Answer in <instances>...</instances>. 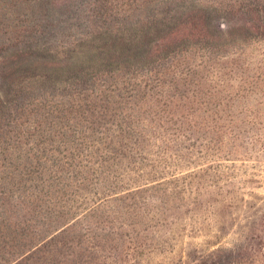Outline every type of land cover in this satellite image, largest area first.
I'll return each mask as SVG.
<instances>
[{
	"label": "rangeland",
	"instance_id": "374dc122",
	"mask_svg": "<svg viewBox=\"0 0 264 264\" xmlns=\"http://www.w3.org/2000/svg\"><path fill=\"white\" fill-rule=\"evenodd\" d=\"M0 264H264V0H0Z\"/></svg>",
	"mask_w": 264,
	"mask_h": 264
}]
</instances>
